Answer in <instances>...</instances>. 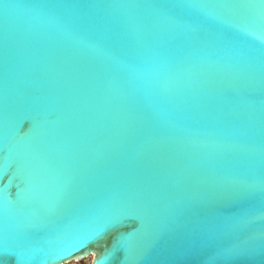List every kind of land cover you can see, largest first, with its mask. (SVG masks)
I'll list each match as a JSON object with an SVG mask.
<instances>
[{"label": "water", "instance_id": "water-1", "mask_svg": "<svg viewBox=\"0 0 264 264\" xmlns=\"http://www.w3.org/2000/svg\"><path fill=\"white\" fill-rule=\"evenodd\" d=\"M118 219L61 264H264V0H0V244Z\"/></svg>", "mask_w": 264, "mask_h": 264}, {"label": "snow or ice", "instance_id": "snow-or-ice-1", "mask_svg": "<svg viewBox=\"0 0 264 264\" xmlns=\"http://www.w3.org/2000/svg\"><path fill=\"white\" fill-rule=\"evenodd\" d=\"M33 127V121L31 119H25L17 132L20 135H27ZM11 167L12 165H9V169ZM9 194L10 196L15 195L14 189H10ZM125 228V219H118L106 225L101 231L80 233L69 237L61 241L54 249L47 259L46 264H61L67 258L77 256L89 243L108 236L112 237V248L109 254L115 258L119 255V242L125 235L123 231ZM0 264H24V259L21 252L15 246L0 244ZM96 264H102V261L97 260Z\"/></svg>", "mask_w": 264, "mask_h": 264}, {"label": "rangeland", "instance_id": "rangeland-1", "mask_svg": "<svg viewBox=\"0 0 264 264\" xmlns=\"http://www.w3.org/2000/svg\"><path fill=\"white\" fill-rule=\"evenodd\" d=\"M91 257L88 256L82 260H74V261H69L68 263L65 264H90Z\"/></svg>", "mask_w": 264, "mask_h": 264}]
</instances>
